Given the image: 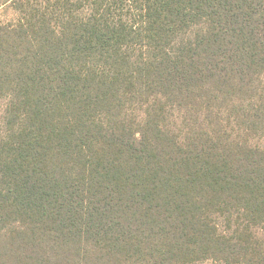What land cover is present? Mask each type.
<instances>
[{"label":"trees","instance_id":"1","mask_svg":"<svg viewBox=\"0 0 264 264\" xmlns=\"http://www.w3.org/2000/svg\"><path fill=\"white\" fill-rule=\"evenodd\" d=\"M4 7L0 264H264V0Z\"/></svg>","mask_w":264,"mask_h":264},{"label":"rangeland","instance_id":"2","mask_svg":"<svg viewBox=\"0 0 264 264\" xmlns=\"http://www.w3.org/2000/svg\"><path fill=\"white\" fill-rule=\"evenodd\" d=\"M13 18H14L13 13L9 9L5 7L0 9V23L8 22ZM8 102H9V98L7 96H0V139L4 137L7 126H10L11 124L12 114H11V110H9L10 105L8 104ZM231 217L233 222H238V223L240 222L241 218L238 217L236 213H233ZM259 232L261 238H264V230H261ZM197 264H226V263L217 260H207Z\"/></svg>","mask_w":264,"mask_h":264}]
</instances>
